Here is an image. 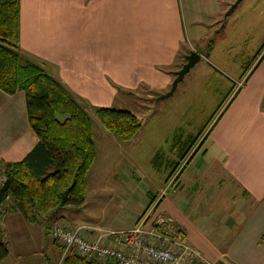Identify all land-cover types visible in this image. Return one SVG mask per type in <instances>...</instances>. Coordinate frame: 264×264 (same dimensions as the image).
<instances>
[{"label": "crops", "instance_id": "0c3cea01", "mask_svg": "<svg viewBox=\"0 0 264 264\" xmlns=\"http://www.w3.org/2000/svg\"><path fill=\"white\" fill-rule=\"evenodd\" d=\"M234 1L206 0L208 19L191 18L188 29L186 17H191L192 7L188 8L184 0H17V51L54 77L92 115L93 162L99 148L106 152L109 147L122 150L124 142L101 123L94 113L97 107L130 109L131 101L141 93L166 92L189 50L206 61L197 71L198 83L202 86L216 81L213 76L221 71L209 59L218 43L207 38L208 43L201 46L204 36L199 30H206L205 25L211 30L218 28ZM210 3L216 5L212 10ZM250 8L264 13V0H251ZM263 51L240 65L238 81L224 74L233 84L202 134L199 164L189 169L191 159L200 151L195 152L199 140L183 160L175 150L176 141L183 142L198 132H188L189 120L174 127L165 138L167 149L157 165L160 152L151 157L154 169L168 171L163 180L165 188H178L174 197L164 188L162 198H152L156 210L170 215L187 242L215 264H264ZM141 128L125 141L132 142L133 148ZM36 142L27 124L23 92L7 94L0 90V161H19ZM174 163L178 166L172 172ZM190 188L197 194L192 193L189 200L183 193ZM57 212L58 208L41 216L47 220V232L53 220L71 225ZM141 214L131 216V223L119 229L132 227ZM37 223L27 222L13 209L0 216V233L7 247L0 264H21L13 258L21 255L27 257L22 264H47L40 245L21 247V252L8 246L10 231L30 230L29 226ZM103 230L109 229L85 226L81 232L94 239ZM18 240L29 244L32 239Z\"/></svg>", "mask_w": 264, "mask_h": 264}, {"label": "rangeland", "instance_id": "374dc122", "mask_svg": "<svg viewBox=\"0 0 264 264\" xmlns=\"http://www.w3.org/2000/svg\"><path fill=\"white\" fill-rule=\"evenodd\" d=\"M184 1L188 8L192 7L191 17H186L188 29L191 28V18L203 21L208 19L206 0ZM250 1L242 0L230 14L227 13V9L224 12L225 19L218 28L211 30L205 25L206 30L205 28L199 30L204 36L201 46L208 43L207 38H212L213 43H218V46L213 49V56L209 59V62L217 63L221 71L213 76L216 81L213 79L208 85L201 86L195 79L199 76L197 71L202 67L201 65L206 63L202 58L185 74L169 97L155 102V98L162 93L151 95L144 92L131 101L129 108L139 113L137 115L142 126L136 137L135 147L131 145L132 142L124 141L121 144L122 150L109 147L106 152L105 149L101 151L99 148L98 155L85 176L86 189L83 202L79 205H64L58 208L57 213L67 222L73 226H81V230H84L85 226L116 230L125 224H130L131 216L140 215L142 212L144 214L153 200L162 198V191L165 188L163 180L168 171H165L163 167L159 170L154 169L151 157L155 152H165L167 149L165 138L174 127L185 120L191 122L189 127L191 131L188 132L195 134L199 128L201 129L202 124L215 112L222 96L233 84L226 76L234 82L238 81L239 74L242 72L240 65L249 58L251 60L264 42V13L253 11L250 8ZM215 6L214 3L211 4L210 10ZM206 32L209 33L205 34ZM214 81L217 83L215 84ZM215 90L218 92H214ZM116 106L119 105L116 104ZM201 140L202 136L199 142ZM203 147L191 159L189 169L195 163L199 164ZM132 157L137 162H134ZM164 191L168 193L167 195L174 197L178 193V188L170 186ZM194 191V188H190L183 194L190 200L192 193L197 194ZM195 214V212L191 213L192 216ZM42 221L43 219L29 226L30 230L16 228L10 231L7 237L8 246L21 252V247L26 246L28 249L40 245L47 264H69L64 259L68 255L81 257L72 251H64L62 245L45 230ZM22 237L32 240L28 242L29 244H20L18 239ZM17 257L13 258L18 263L27 262V257L22 255ZM11 261L14 260L7 262ZM94 264H104V262L96 261Z\"/></svg>", "mask_w": 264, "mask_h": 264}, {"label": "trees", "instance_id": "16d2710c", "mask_svg": "<svg viewBox=\"0 0 264 264\" xmlns=\"http://www.w3.org/2000/svg\"><path fill=\"white\" fill-rule=\"evenodd\" d=\"M17 10V0H0V90L7 94L17 90L23 92L27 124L37 142L19 161L2 162L5 181L0 188V200L9 194L11 210H18L29 223L43 219L46 227L47 220L42 215L64 205L83 202L85 175L96 147L91 134V118L86 110L54 77L19 55ZM263 49L264 42L253 60ZM220 106L197 134L183 142L176 141L179 160L194 149ZM94 113L122 141L130 140L141 126L139 116L130 109L97 107ZM201 144L202 140L195 152ZM161 156L157 154L156 165ZM177 166L178 163L172 165V172ZM6 255L7 247L0 233V260ZM64 259L69 264L96 263L74 255Z\"/></svg>", "mask_w": 264, "mask_h": 264}, {"label": "built area", "instance_id": "2783aa9c", "mask_svg": "<svg viewBox=\"0 0 264 264\" xmlns=\"http://www.w3.org/2000/svg\"><path fill=\"white\" fill-rule=\"evenodd\" d=\"M5 181V168L0 161V188ZM11 197L0 200V216L10 209ZM170 215L156 210V201L132 227L103 230L97 238L89 239L81 226L51 221L50 236L64 251L109 264H215L204 259L192 247L183 233L174 228Z\"/></svg>", "mask_w": 264, "mask_h": 264}, {"label": "water", "instance_id": "95a60500", "mask_svg": "<svg viewBox=\"0 0 264 264\" xmlns=\"http://www.w3.org/2000/svg\"><path fill=\"white\" fill-rule=\"evenodd\" d=\"M241 0H235L229 7L227 13L231 12L234 7L240 2ZM184 60L185 62L181 65V67L175 71V77L173 78L170 88L158 95L155 98V102H158L159 100L163 99V98H167L170 95L173 94V92L175 91L177 84L183 79L184 75L190 70V68H192L196 62H198L200 60V54L197 53L194 50H189L185 55H184ZM109 264V263H108Z\"/></svg>", "mask_w": 264, "mask_h": 264}]
</instances>
